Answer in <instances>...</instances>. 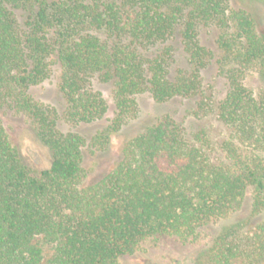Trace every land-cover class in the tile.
Returning a JSON list of instances; mask_svg holds the SVG:
<instances>
[{
  "label": "trees",
  "instance_id": "16d2710c",
  "mask_svg": "<svg viewBox=\"0 0 264 264\" xmlns=\"http://www.w3.org/2000/svg\"><path fill=\"white\" fill-rule=\"evenodd\" d=\"M25 14L21 25L15 15ZM214 25L228 92L218 119L232 127L242 154L224 144L230 164L214 165L166 116L128 141L122 159L95 184L82 186L87 142L59 123L89 124L107 110L92 80L112 83L115 118L91 145H107L148 92L157 103L202 97L201 70L212 54L198 39ZM178 33L187 69L169 78ZM163 45V46H162ZM165 45V46H164ZM159 46H162L159 47ZM156 48L154 54L146 51ZM61 66L60 115L27 93ZM257 74V93L243 84ZM0 110L24 116L50 155L49 168L30 175L0 121V264H118L161 235L186 238L240 209L253 187V213L264 211V33L227 0H0ZM205 140L203 133L195 136ZM235 224L206 250L208 264H264V219L251 228ZM41 237L53 254L44 260Z\"/></svg>",
  "mask_w": 264,
  "mask_h": 264
},
{
  "label": "rangeland",
  "instance_id": "374dc122",
  "mask_svg": "<svg viewBox=\"0 0 264 264\" xmlns=\"http://www.w3.org/2000/svg\"><path fill=\"white\" fill-rule=\"evenodd\" d=\"M227 4L231 9H242L251 14L256 21L257 31L264 33V0H227ZM15 15L18 23L22 25L25 14L17 10ZM220 34V30L214 25H201L198 28L200 44L212 54L210 64L201 70L202 97L209 106V111L204 115L198 113L201 100L199 96L174 98L164 103H157L148 92H145L135 97V111L125 121L120 131L111 135L108 144L94 147L91 145L92 139L106 130L115 118L116 110L113 84L100 82L97 78L92 80L93 90L99 92L105 101L106 113L89 124L74 126L62 120L59 123L61 131L77 133L87 142L82 151L81 166L86 173L82 186L95 184L108 175L121 161L124 145L166 116L184 130L187 140L199 148L203 156L214 165L231 163L224 150V144H231L242 154H247L239 143L235 130L222 123L216 114L219 103L225 98L229 89L223 72L231 67V65L221 64L222 52L218 46ZM165 45L172 48V63L169 68V78H172L177 69L188 68L187 58L178 33ZM162 46L159 47L162 48ZM155 49L146 51V56H152ZM60 76L61 66L53 61L48 78L38 85L29 87L27 93L35 102L53 108L61 115L65 109V101L58 89ZM243 84L257 93L260 86L257 74L247 71ZM0 121L9 142L18 150L30 175L38 178L40 173L48 169L50 165L47 148L38 139L24 116L8 110H0ZM200 133H203L205 140L195 139V136ZM258 154L264 157V152ZM253 190V187L248 188L240 209L227 218L213 221L199 228L190 237L161 235L150 239L143 243L135 254L121 257L118 264H208L205 258L206 250L216 236L235 224H247L245 227L247 229L264 219V211L259 215L253 213ZM36 241L42 248L44 260H49L53 254L52 246L45 244L41 237Z\"/></svg>",
  "mask_w": 264,
  "mask_h": 264
}]
</instances>
